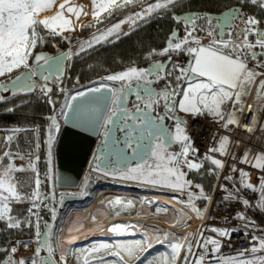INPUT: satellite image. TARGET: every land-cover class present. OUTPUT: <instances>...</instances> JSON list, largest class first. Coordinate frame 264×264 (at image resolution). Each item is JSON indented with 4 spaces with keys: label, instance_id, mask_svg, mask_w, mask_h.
Segmentation results:
<instances>
[{
    "label": "snow or ice",
    "instance_id": "snow-or-ice-1",
    "mask_svg": "<svg viewBox=\"0 0 264 264\" xmlns=\"http://www.w3.org/2000/svg\"><path fill=\"white\" fill-rule=\"evenodd\" d=\"M139 3L142 5L141 11L127 17L126 20L116 23L104 31H99V34H94L90 40L81 42L79 46V55L91 49L96 44L109 41V37L115 36L119 39L120 29L122 24L128 23L134 25L137 20H144L153 13L161 11L168 12L175 8L176 5L182 3V0H156V2L144 5L143 0H92V15L97 19L98 23H102L100 16L102 13L111 12L115 7H126L128 5ZM239 7L225 13L223 17L218 18L219 24L213 25V16L211 14H188L184 17L174 16L173 18L178 23H183L185 36L180 39L177 32H173L167 42V46L160 51L153 50V54L160 56H168L169 62L156 63L149 70L138 68H130L127 71L118 74L109 75L106 77L109 81L120 82L119 90H112L111 98L112 110L107 114L106 119L102 123L104 128V143L107 144L108 137L116 126L118 114H123L124 118L132 122V126H121L120 131L126 133L124 140L125 149L131 150L133 158L139 157L140 162L135 167L125 166L122 169H115L111 172L105 171V175L119 176L120 180L135 181L141 185L158 186L183 192L185 189L193 186L190 180L186 179L187 173L184 171L186 167L189 171H197L203 167L202 163L189 160L190 154L195 155L197 149L192 146V139L187 133V121L183 120L178 112L185 115L197 117L210 115L214 118L224 119L225 113L222 111V105L232 101L233 106L242 104V97L249 94L253 84L256 83L258 77L264 76V29L259 25L261 20L254 15H249L243 12V5L250 4L264 10V0H238ZM57 4V0H0V77L10 75L18 69H25L28 72L26 76H16L11 84L13 86V95L16 91L31 92L35 87L32 77L37 75L39 68L50 69L53 64L57 65L59 71L64 59H71L73 52L62 53L60 57H49L43 54L33 55L38 44L45 42L46 37L41 34L39 29H44L47 34L56 37L60 36L63 39L64 32H74L77 30L76 22L81 16H87L89 13L84 10L82 5L76 4L73 0H65L64 3H59V10L54 16L49 19H41L40 17L52 11ZM198 20L206 22L207 27L197 24ZM238 22V23H237ZM227 25L230 31L225 32L222 25ZM242 24L243 27H239ZM220 27L217 32L216 28ZM197 32H204L208 38V43H202L201 37ZM130 33H124L128 35ZM225 35L228 37L225 39ZM255 36V42H252L249 37ZM235 37V38H233ZM256 49H259L257 51ZM170 53L177 55L184 53L190 57L186 66H181L179 63L171 62ZM30 61H34L36 68H33ZM253 62V67H249V62ZM260 69V71H257ZM176 75L173 77V73ZM51 75V72H49ZM49 75L42 76L45 83L40 86V91L47 96L52 92V88L48 87ZM168 77H173L169 80ZM57 80L60 79L57 75ZM159 80H165V88L160 91L155 90L152 85ZM173 80L175 86H173ZM135 83L136 88L133 89ZM5 85L0 84V91H7ZM134 91L136 99L141 101L135 106V112L130 113L127 108L123 107L125 103V91ZM63 91V89H61ZM104 91L102 88L90 89L92 93H100ZM89 95L87 92H80L76 96H72V101L83 100ZM259 97H264V79L259 81ZM179 97V99H176ZM5 97L0 95V102L4 101ZM55 111V103L49 97ZM163 102L165 109L164 116L153 117L152 112L155 111L157 105ZM99 98L96 101L99 106ZM67 112L74 111L72 104H65L59 115L67 121L69 117L64 115V110ZM242 110V109H241ZM9 112H14V109L9 108ZM50 125L47 128V149L48 162L51 163L52 148L56 140V134L61 130V125L56 115L50 116ZM170 119L173 121L174 131L165 126L164 121ZM234 115L229 114V118L225 127L232 124H237ZM36 131L38 129L12 128L8 131L12 134L6 137V142L11 144L15 139V134L22 131ZM173 142L181 145L179 153L170 152L168 149ZM229 144L228 137H224L218 149H209L210 152H219L221 155H227V145ZM39 148V144L36 145ZM29 156V163L26 167L17 166L14 162L13 153L5 151L0 156V221L6 222L9 229H19L22 223H27L32 226L27 220L22 221L15 215H12L11 204L30 202L28 213L37 216L36 235L39 238L40 225L38 212H33V209H38L40 203H43L44 197L40 193L41 180L36 167V162L39 161V156L36 155L34 161L31 159L32 153ZM4 158L9 160L5 165ZM16 158L24 160L25 156L16 154ZM205 159L210 160L211 164L217 169H223L224 163L220 159H215L212 156L205 155ZM254 163L248 160V154L242 160L243 163H251V166L264 173V153H261L253 158ZM233 171L236 169L233 167ZM32 171L36 173L35 189L31 195L22 194L18 189L21 182L15 176L17 172ZM228 179H232L228 177ZM240 180L242 187L252 192L259 193V199L255 205H252L247 199L242 201L243 205L248 208H255L264 212V176L259 177L258 186L250 183V173L240 172ZM199 189V197L205 201H210V197L205 195L204 189L200 185H195ZM227 191V189H225ZM194 197L192 194L188 197V207L190 211L195 213L197 218L203 219L205 210H201L193 203ZM226 201H239L233 192H228L224 198ZM115 205H121L120 200L114 202ZM125 208H131L133 205H123ZM52 217L55 219V209H51ZM119 215V212L115 213ZM191 219V217H188ZM239 219L245 221V226L248 224L255 225L254 221L248 220L243 214H239ZM47 226V225H46ZM51 230L49 229V232ZM109 231L116 234L124 233V226L115 225ZM211 232L216 233L219 237L231 239V232L236 229H221L212 227ZM167 239V236H165ZM185 239H188L187 237ZM253 240H258V244H253L250 249L245 252L251 253V258L240 259L244 257V252L238 257H217L223 261V264H264V255L257 253L264 252V238L253 237ZM162 242V241H158ZM209 245L212 246L213 253H219L222 247V242L212 237H203L200 233V238L193 245L191 241L184 244L176 241L170 244L171 253L165 254L163 260L158 264H205L208 254ZM27 247V245H25ZM48 256L40 258L41 248L36 249V257L25 259H15L16 247H12L9 251L11 255L2 264H53V247L47 244ZM112 246L102 244L99 248H93L92 252L101 250L108 251L110 255L118 257L121 264H124L123 257L119 251H110ZM121 251H126L129 256H132L135 251L145 250V245L141 241H135L131 244H121L116 246ZM151 243L147 244V248H151ZM195 248H202L203 252L197 254L193 251ZM87 251V250H82ZM181 252L184 256L181 260ZM98 264H105L102 257L97 258ZM139 259V257H137ZM84 264H89L87 257L84 259ZM148 264H153L149 261Z\"/></svg>",
    "mask_w": 264,
    "mask_h": 264
},
{
    "label": "built area",
    "instance_id": "built-area-1",
    "mask_svg": "<svg viewBox=\"0 0 264 264\" xmlns=\"http://www.w3.org/2000/svg\"><path fill=\"white\" fill-rule=\"evenodd\" d=\"M213 25L216 24L213 23ZM216 31L218 32V28H216ZM200 37L202 43H208V38L206 35H202ZM224 38L227 39L228 37L225 36ZM249 39L252 42H255V36H250ZM169 55L170 57H177L180 54L177 55L176 53H170ZM249 67H253V62H249ZM130 68L133 67L126 69L128 70ZM257 71H260V69H257ZM120 72H117V74ZM105 79L106 77L103 78L104 81ZM261 79H264V76L258 77L256 83L252 85L249 94L242 97V104L233 106V102L230 101L224 107L223 112L225 113V116L222 126H217L213 123H206L203 121H193L189 126L188 134L192 139V146L198 151L195 155L190 154L188 159L202 164L204 162L211 164L210 160L205 159V155L207 154L215 159H220L224 163L223 169H217L211 164L218 171V175L213 190L209 196L211 198L210 201L204 200V204H200L198 201V199H200L199 189L195 187V185H197L195 183H192V187L185 189L178 196H176L182 202L180 205L188 211H190V208L188 207V197L190 194L196 197L193 200V203L197 208L201 210L206 209L203 219L197 218L196 220L189 219L187 216L188 214L182 212L183 215H185V219L180 225L183 230L182 232L190 230V235L186 241V244L191 241V243L195 245L197 240L200 238V233H203V237H212L222 242V247L219 253H213L212 246L209 245L205 264H223V261L218 260L217 257H238L242 252H244V257H239L240 259L251 258V253L245 252V250L250 249L253 244H258V240H253V237L264 238V212L256 210L254 207L248 208L242 203L244 199H247L252 205H255L259 199V193H254L251 190L244 189L240 180L241 171L249 172V182L255 186H258L259 177L264 176V173L253 168L251 163L242 162L245 153L248 154V160L253 163V158L255 156L264 153V97H259L257 95L259 90V81ZM89 80L84 81L83 83L89 84L91 82H98L101 80V78L94 79V81ZM101 86L107 85L102 84ZM79 87L80 86H76L75 83H71L67 77L61 80L58 88L55 90L57 93L56 99L54 100L55 111L52 109V114L50 116H60L59 113L61 109L65 104L70 103L72 96H76L80 92H85L88 89L94 88L93 86H89L85 87L84 89H79ZM61 89H63V91H61ZM65 112L66 109L64 110V114ZM229 114L234 115L238 123L225 127L227 119L229 118ZM47 118L41 123L46 128H48L50 125V120ZM57 135L58 134H56V136ZM224 137H228L229 139V144L227 145V155H219L217 152H210L209 149H218L220 147V143ZM40 139L41 137L35 141V144L30 152H14L13 158L17 166L26 167L29 163V156L27 154H33L31 157L33 161L35 156L38 155L39 161L36 162V167L39 172V178L41 179ZM46 140L47 138H44L47 146ZM37 144H39L38 149L36 148ZM16 154L25 156V159L20 160L16 158ZM233 167L236 169V171L232 170ZM90 169L88 171H90ZM184 170L186 173L189 172L186 167ZM86 171L87 168L85 172ZM25 172L33 174L36 178V173L32 171ZM18 173L24 172H17L15 174ZM228 177H231L232 179H228ZM225 189H227V191H225ZM228 192H233L237 197H239L240 202H237L236 200L226 201L224 198ZM151 209L157 210V212L153 211L156 217H164V215L168 212V210H166L161 204H156ZM174 209L177 210L176 207H174ZM240 213H243L248 218V220L254 221L255 225L253 226L252 224H248L246 227V222L239 219ZM212 227L221 229H236V231L231 232V239H228L225 237H219L216 233L211 232L210 229ZM36 244L37 242L35 238H16L11 242L10 249L12 247L17 248V252L14 256L15 259L28 260L30 258H37L35 253ZM25 245H27V247H25ZM160 249L162 248H148L146 249L148 250L147 252H139L137 255L139 259L134 264H142L144 257ZM193 251L197 254H200L203 252V249L194 247ZM9 255H11V253ZM257 255H259V253H257ZM183 256L184 252H181V260Z\"/></svg>",
    "mask_w": 264,
    "mask_h": 264
},
{
    "label": "trees",
    "instance_id": "trees-1",
    "mask_svg": "<svg viewBox=\"0 0 264 264\" xmlns=\"http://www.w3.org/2000/svg\"><path fill=\"white\" fill-rule=\"evenodd\" d=\"M154 1L156 0H149V2ZM239 6L238 0H182V3L176 5L171 11L155 13L151 17L138 22L129 30L120 33L119 39L109 37V41L114 42H103L85 52L79 53V55H76V53L79 52L78 45H76L72 51L73 60L68 68L66 77L71 83L84 82L94 77H102L117 73L129 67H137L138 69L146 68L159 58H163V56L153 54V50L158 52L166 47L167 40L173 32L174 27H176L177 30H180V39L186 34L183 27L176 26L175 21L172 19V15H184L193 12L202 13L203 15H219L233 7ZM243 12L249 15H254L257 19L261 20L262 23L259 27L264 29V10H261L257 6L245 4L243 5ZM121 14L123 13H120V16ZM120 16L118 15L111 21L114 19L119 20ZM197 24L207 27L206 22L203 20H198ZM239 27H243V25L240 24ZM124 33L130 34L124 35ZM199 33L200 32H197L196 34L199 35ZM58 41H60V49L63 52H67V45L65 42L62 39H58ZM256 50L259 51V49ZM176 59L185 64L189 61L190 57L183 53L177 56ZM261 59L264 60V58ZM51 112L52 107L45 103L38 105L37 107H32L24 114L14 113L8 116L2 114L0 115V127L33 128L44 122ZM17 139V143L12 147H8L7 150L11 149L19 152L26 151L31 146V143L34 142V136L31 130L28 131V133L19 134ZM40 143V193L45 200L48 194L52 192L53 188V185L50 182L52 163L49 164L48 162V150L43 137H41ZM56 146L57 145L55 144L54 148ZM3 163L7 165L8 159L4 158ZM217 175L218 171L216 168L208 162H204L203 167L199 172L194 170L189 171L186 175V179L190 180L192 183L200 185L204 189L205 195L210 196ZM15 176L21 182V185L19 186L21 192L23 194L31 195L35 187V179L33 176L27 174H18ZM43 192H45V194H43ZM198 201L201 205L204 204L202 199H198ZM30 206V204L25 205V207L15 205L12 207V215H15L23 221H29L30 213H28L27 209ZM40 206L41 224L43 225L44 222H51L53 217L50 205L40 203ZM36 221V219H34V221H29L32 225L29 227L27 223H22L21 228L19 229H9L6 226V222L0 221V264L9 257L10 244L14 239L32 238L37 236L35 227ZM38 246H40L39 242Z\"/></svg>",
    "mask_w": 264,
    "mask_h": 264
},
{
    "label": "bare ground",
    "instance_id": "bare-ground-1",
    "mask_svg": "<svg viewBox=\"0 0 264 264\" xmlns=\"http://www.w3.org/2000/svg\"><path fill=\"white\" fill-rule=\"evenodd\" d=\"M65 0H57V4L53 7L52 11L44 13L40 18L41 19H49L56 14L59 10V3H64ZM74 3L82 5L84 10L89 14L87 16H81L80 20L76 22V25L80 22L89 21L92 19L93 15L91 14L93 11L92 0H73ZM105 13H102L103 16ZM100 16V17H101ZM77 32V31H76ZM95 192V191H94ZM125 193V194H124ZM92 194V193H91ZM110 195V196H109ZM124 195V196H118ZM92 199L84 205L68 206L65 211L62 213L57 229H55V246H56V254L60 257L64 256V252L66 247H71L72 249H76V246L84 245L87 243H93L92 249L95 248L94 243L97 241H92L93 239L103 240L111 238V236L121 237L120 234L113 233L109 231L115 225L124 226V233L138 232V234H133L135 236L131 239L133 242L141 241L144 243L145 252H147V244L151 243L153 248H162L158 251H155L153 254L150 253L146 257V262L142 261L143 264H148L149 261H153V264H158V262L163 260L165 254L171 253L170 244L176 241H180L186 244L187 239L190 235V230H186L182 232V227L180 226L183 222L180 220V215L183 217V213L188 214L187 216L191 217V219L196 220L197 217L195 213L186 210L184 207L180 205L174 198L171 196H164L161 194L154 193H137V192H121V190L113 189V188H99L98 192L93 193ZM133 196V197H128ZM116 200H120L121 203H128L135 206H138L139 209L145 210V206L147 204L146 213L144 211H140L138 213L134 212H125L120 208L119 205H115L114 202ZM163 202V203H161ZM86 203V202H85ZM161 203L164 204L165 209L168 212L164 215V217H155V214H150L149 210L153 207L154 204ZM72 204V203H71ZM173 207H176L175 210ZM137 208V209H138ZM148 211V212H147ZM119 212V215L115 213ZM170 214V215H169ZM168 216V217H167ZM185 216V215H184ZM107 218V219H105ZM185 219V217H183ZM183 219V220H184ZM113 222V223H111ZM111 223V224H110ZM108 225V226H105ZM104 226V228H103ZM142 231V232H141ZM131 235V234H125ZM167 236V239H165ZM143 239V240H141ZM90 241V242H89ZM162 241V242H158ZM131 241L127 242H118V245L121 244H131ZM146 243V244H145ZM74 245V246H73ZM99 247V244H95ZM108 245H110L108 243ZM90 248V247H89ZM111 247L110 251H112ZM118 248V247H117ZM86 253L89 252L86 249ZM75 251V250H74ZM114 251V250H113ZM120 256L123 257L125 264H134L138 261L136 260L137 253L139 251H135L132 256H129L126 251H121L119 248ZM99 253V252H98ZM93 254L88 256L89 262L91 264H98L99 257H109L104 260L107 264H121L119 259L112 260L109 252L106 254ZM152 254V255H151ZM106 255V256H105ZM150 255V256H149ZM181 255V254H180ZM86 256L83 255L82 252L78 250L72 254L71 264H83V259ZM102 257V258H103ZM128 260V261H125Z\"/></svg>",
    "mask_w": 264,
    "mask_h": 264
},
{
    "label": "water",
    "instance_id": "water-1",
    "mask_svg": "<svg viewBox=\"0 0 264 264\" xmlns=\"http://www.w3.org/2000/svg\"><path fill=\"white\" fill-rule=\"evenodd\" d=\"M234 8L236 7H233L219 15H212L213 22H215V24L218 25L219 24L218 18L223 17L225 13L231 11ZM188 14L203 15L202 13H197V12L186 13L184 15H172V19L175 21L176 26L182 24V27L184 28L183 23H178L173 17L174 16L184 17ZM222 27L224 28L225 32H227L228 30H231L227 28L226 24L222 25ZM217 28L219 32L220 27L218 26ZM173 32H177L178 36L180 37V30H177L176 27H174ZM172 33L170 34L169 38L172 36ZM166 46H167V43H166ZM60 56L61 55L57 57H60ZM72 59H73V56L70 59V61H72ZM168 62H169V59H167L164 63L167 64ZM68 63H69V59H64L62 66H60L59 68V71L57 69V65L53 64L50 69L39 68L38 69L39 71L37 72V74L41 77L44 73H47L49 75V72H51L53 76L57 77V75H59L60 77L59 80H63L66 75V70H67L66 66L68 65ZM156 63H161V62H155L147 70L151 69ZM152 87L154 88V84L152 85ZM8 88L10 90L15 91L13 89L12 84H9ZM99 88L104 89V91L100 93H92L90 92V89H88L85 92L89 93V95L83 100H77V101L71 100L69 104H72L74 111L67 112L66 110L64 115H67L69 119L67 121L62 119L63 128L61 129V132L58 137L57 146L55 150V159H54L55 186L59 190H76L80 187L83 177H84L85 170L89 164V161H90V158L93 152H95L94 166L101 171H105V168L103 165L114 166L113 170H115V169H122L125 166L131 167L132 165H136L137 163L140 162L139 157H136V158L132 157L130 149H125L124 140H125L126 134H121L122 131H120V127L123 126L125 122H127V126H132V122L130 120L125 119L123 114H118L117 119H116V126L113 127V131L108 137L107 144L104 143V139H105L104 138L102 143L96 146L97 139L99 138L100 132L102 129V123L106 119V116L112 105L111 98H112L113 93L112 91H109V89L114 90V88L110 86H101ZM135 88H136V85L133 86V89ZM98 98L100 100V103H99V106L97 107L96 101ZM124 100H125V103L123 104L124 108H127L128 104L138 101L136 99L134 91H128V90L125 91ZM152 116L154 118L156 117L154 115V112H152ZM118 134H121V135H120V140L117 142L118 147L115 150L114 147L116 145V139H118ZM176 144L177 143L173 142L171 146H174ZM101 159H102V163L100 164L99 162ZM113 170H110L108 172H111ZM118 196H124V195H118ZM128 197H133V196H128ZM48 198H50V195L46 197V199ZM53 199H57V198L54 197ZM88 199L91 200L92 196H89ZM75 202H76V199L65 198L63 199L62 204H63V207L66 209L68 206H71V203H75ZM105 226H108V225H105ZM55 233L56 232L53 229L49 236H47V234L44 233L42 237L40 238V248L42 249L41 251L45 253L44 257L48 256L46 252L47 244H51V246L53 247L54 253L57 256L56 246H55V241H54ZM134 237L135 236H132V235H126V236L121 235V237L112 235L111 238H108V239H103V240L93 239L92 241H97L100 243L107 242L112 247L115 246V248H112V251L113 250L117 251L118 248L116 246H118V242H127L130 239H133ZM89 244L90 243L79 245V246H76V248L80 252L81 249L86 248ZM108 258L109 257L105 258V260ZM111 259L115 261L117 260L116 258H111ZM53 264H56L54 260H53Z\"/></svg>",
    "mask_w": 264,
    "mask_h": 264
},
{
    "label": "rangeland",
    "instance_id": "rangeland-1",
    "mask_svg": "<svg viewBox=\"0 0 264 264\" xmlns=\"http://www.w3.org/2000/svg\"><path fill=\"white\" fill-rule=\"evenodd\" d=\"M149 0H143V4L144 5H147V4H151V3H154V2H156V1H154V2H149ZM141 8H142V5L141 4H139V3H136V4H132V5H128V6H126V7H115V8H113L112 10H111V12L109 13V12H107L106 14H104L103 16H101L100 17V20H102L103 22L102 23H98L97 22V19H95L94 17H92V19H90L89 21H85V22H80V23H78L76 26H77V32L76 31H74V32H64V37H67V39H63V38H61L60 36H56V37H52V36H50V35H48L47 34V31L46 30H44V29H39L40 30V32H41V34L42 35H44L45 37H46V40H45V42L44 43H42V44H38V46H37V48L36 49H42V48H60V41H58V39H62L64 42H65V44L67 45V52H69V51H73L74 50V47L76 46V45H78V48H79V46H80V44H81V42H83V41H87V40H90L92 37H93V35L94 34H99V31H104V30H106L107 28H110V27H112L113 25H115L116 23H118V22H121V21H123V20H126L127 19V17H129V16H131V15H133L134 13H136V12H138V11H141ZM120 13H123V14H121V16H120ZM155 13H153L152 15H154ZM120 16L119 18V20H117V19H114L113 21H115V20H117L116 22H114V23H112L113 21H111L113 18H116L117 16ZM151 15V16H152ZM151 16H148V17H146V19L147 18H149V17H151ZM122 17V18H121ZM145 20V19H144ZM140 21H143V20H137L136 21V23L135 24H137L138 22H140ZM112 23V24H111ZM110 24V25H109ZM135 24L134 25H130V24H128V23H124V24H122V26H121V29H120V33H122V32H124V31H127V30H129L131 27H133V26H135ZM99 30V31H98ZM202 35H205L204 33H202V32H200L199 33V36H202ZM113 37H115V36H113ZM103 43V42H102ZM101 44V43H100ZM96 45H98V44H96ZM95 45V46H96ZM59 46V47H58ZM18 70H20V69H18ZM18 70H16V71H18ZM125 70H127V69H125ZM16 71H14V72H16ZM123 71V70H122ZM13 72V73H14ZM113 74H117V73H113ZM113 74H110V75H113ZM6 76H8V75H6ZM107 76H109V75H107ZM107 76H102V77H96V78H92V79H90L89 81H94V79H99V78H101V80L100 81H98V82H91V83H89V84H85V83H83V82H75V84H76V86H80L79 87V89H84L85 87H89V86H93L94 88H97V87H100L101 85H102V82H105L104 80H103V78H105V77H107ZM4 77H0V80L1 79H3ZM106 84H110L111 86H113V87H115L114 86V83L116 84V82H113V81H109V83L108 82H105ZM116 88V87H115ZM230 102V101H229ZM229 102H226L225 104H223L222 105V111L224 110V107L229 103ZM51 114H52V112H51ZM50 114V115H51ZM49 115V116H50ZM57 118H58V121H59V123H60V125H61V129L63 128V123H62V119H63V116H57ZM187 118H188V123H187V125H186V128H187V133H188V130H189V126H190V123L191 122H193V121H203V122H206V123H213V124H215V125H217V126H222L223 125V123H224V119L223 120H220L219 118H214V117H212V116H210V115H203V116H197V117H192V116H188L187 115ZM42 125V124H41ZM40 124L39 125H36L35 127H33V128H26V129H38V132H36V131H32V133H33V136H34V142L33 143H31V146L28 148V150H26V151H20V152H30L31 150H32V148H33V146H34V144H35V141L39 138V137H43V138H47V128L46 127H44L43 125L41 126ZM30 131V130H29ZM60 132H61V130H60ZM60 132L58 133V135L56 136V140H55V143L53 144V148H52V158H51V163H52V165H51V184L53 185V188H52V192L54 193V194H56V195H61V194H66V195H69V194H73V193H75V191H79V190H81V188H83L84 189V187H85V185H87L89 182H93V184H95V185H97V187L95 186V187H93L91 190H90V192L89 193H86V194H83V196L82 197H84L83 198V201H80V202H75V204L77 203H79L78 205H84V204H87L90 200L88 199V197L89 196H91L93 193H95V192H98V190H99V188H100V190L101 189H104V188H113V189H118V190H121V192H127V190H124V189H122L121 187L122 186H127V187H133V190H128L129 192H137V193H144V192H146V193H154V194H161V195H164V196H168V197H174V199L178 202V203H181L182 204V202L178 199V197H176V196H178L181 192L180 191H176V190H171V189H167V188H161V187H158V186H151V185H141V184H138L137 182H135V181H125V180H120L119 179V176H115V177H112V176H108V175H103L102 173H99V172H97V171H95L94 170V167H92L91 166V169H90V165L89 166H87V171L85 172V174H84V177H83V180H82V183H81V185H80V187L78 188V189H76V190H59V189H57L56 188V186H55V162H54V159H55V148H54V145L56 144L57 145V141H58V137H59V134H60ZM23 133H28V131H22V132H19L18 134H23ZM8 147H10V145L9 144H6V147H5V151H10L9 149L7 150V148ZM54 149V150H53ZM48 150V149H47ZM170 152H173V153H179L180 151H177L176 149H173L172 147L171 148H169L168 149ZM15 152H17V151H15ZM219 155H221L219 152H217ZM90 169V171H88ZM185 171V170H184ZM18 174H27V175H32L33 176V178L35 179V177H34V175L33 174H31V173H26V172H24V173H18ZM18 174H15V175H18ZM41 180V179H40ZM103 181H107V182H109V184H106V185H102L101 183L103 182ZM41 187V186H40ZM34 189H35V187H34ZM82 189V190H83ZM20 192H21V188H19L18 189ZM95 191V192H94ZM22 193V192H21ZM92 193V194H91ZM23 194V193H22ZM87 196V197H86ZM172 197V198H173ZM200 199H202L203 201H204V199L203 198H200ZM202 201V202H203ZM86 202V203H85ZM84 203V204H83ZM30 204V202H24V203H12L11 204V207H13V206H15V205H20V207L21 206H23V207H25V205H29ZM75 204L74 203H72L71 205L72 206H75ZM76 204V205H77ZM128 203H121V205H119L120 206V208L121 209H123L125 212H134V213H138V212H140V211H142L143 209H142V207H141V209H139L138 208V206H135V205H133V207H131V208H125V207H123V205H127ZM158 204H161V203H158ZM46 205H50V207H51V209H55V212H56V215H55V219H53L52 218V220H51V224L49 225V228L50 227H52V229H57V225H58V223H59V221H60V218H61V216H63V211H64V207L62 208V206L60 205V204H51V203H49V204H46ZM132 205V204H131ZM148 205L149 204H147L146 206H145V210H143L144 211V213L145 214H147L146 213V208L148 207ZM156 204H154L153 206H155ZM162 205V204H161ZM163 206H165L164 204H163ZM40 208H41V206L39 205V208L38 209H33V212H38V216H39V225H40V227L42 226H48V224H41V222H40ZM138 208V209H137ZM157 212V210H155V209H150L149 210V213L150 214H152L153 215V213L152 212ZM148 212V211H147ZM170 215V214H169ZM177 216H179L180 217V220H182L183 221V217H185L184 215H183V217H181L180 215H177ZM156 217V216H155ZM168 217V216H167ZM34 219H36L37 220V216H35V215H31L30 214V219H29V221H34ZM23 221V220H22ZM37 222V221H36ZM56 231V230H55ZM142 232V231H141ZM125 234H131V235H133V234H138V232H131V233H125ZM125 234H120V235H125ZM36 236V235H35ZM32 238H35L36 239V237H32ZM26 239H28V238H26ZM131 240V239H130ZM129 240V241H130ZM141 240H143V239H141ZM37 241V240H36ZM131 242H133L132 240H131ZM95 244H99V246H100V242H97V243H94V245ZM146 244V243H145ZM74 246V245H73ZM146 246V245H145ZM160 246V245H159ZM158 246V247H159ZM72 247V246H71ZM71 247H66V249H65V252H64V256H62V257H60L59 255L58 256H56L55 255V257H54V255H53V260L55 261V263L56 264H71V257H72V254L75 252V251H77L78 249L76 248V249H72ZM37 248H40V246H38V243L36 244V247H35V253H36V249ZM84 249V248H83ZM83 249H81V251L80 252H82L83 253V255L84 256H86L87 258H88V256L89 255H87V253H86V251H82ZM75 250V251H74ZM139 252H141V251H139ZM138 252V253H139ZM159 253L160 252H163V251H158ZM138 253H137V255H138ZM154 253V252H153ZM152 253V254H153ZM43 254V252L42 251H40V254H39V257H41V255ZM95 254V253H94ZM97 254V253H96ZM151 254V255H152ZM91 255H93V254H91ZM259 255H264V252H260L259 253ZM150 256V255H149ZM101 257H103V256H101ZM138 257V256H137ZM137 257H136V260H137ZM143 257V256H142ZM148 257V256H147ZM147 257H145L144 259H143V261H144V263L146 262L145 260L147 259ZM85 259V258H84ZM84 259H83V264H84ZM89 259V258H88ZM125 261H128V260H125ZM121 263V262H120ZM89 264H91V262H89ZM105 264H107V263H105ZM131 264V263H130ZM143 264V263H142Z\"/></svg>",
    "mask_w": 264,
    "mask_h": 264
},
{
    "label": "flooded vegetation",
    "instance_id": "flooded-vegetation-1",
    "mask_svg": "<svg viewBox=\"0 0 264 264\" xmlns=\"http://www.w3.org/2000/svg\"><path fill=\"white\" fill-rule=\"evenodd\" d=\"M215 23V22H214ZM238 23V22H237ZM178 26H181L182 27V24L181 25H178ZM62 53H67V52H63L60 48H55V49H49V48H42V49H36L35 52L33 53V55H36V54H43L45 56H49V57H57L59 55H61ZM175 58V59H174ZM167 59H169L168 56H163V58H159L157 61H154L153 63H151L150 65H148V67L146 68H142L143 70H147L148 68H150L155 62H165ZM73 60V59H72ZM72 61L69 60V63L68 65L66 66V75L65 77L67 76V73H68V68L70 66ZM171 62L173 63H179L181 66H186L187 63L183 64V62H180L178 59H176V57H171ZM30 64L32 65L33 68H36V65L34 63V61H30ZM39 71V70H38ZM37 71V72H38ZM28 75V72L27 70L21 68L20 70L14 72V73H11L10 75L8 76H5L3 79L0 80V84L2 85H5L9 86V84H11V81L16 77V76H26ZM44 75H48L47 73H44L42 76ZM176 75V73L174 72L173 73V77ZM42 76L40 77L38 74L34 77H32V81H30L29 83H35L36 87L31 91V92H20V91H16V94L13 95V90H10L8 88L7 91H0V95L4 96L5 99L4 101L0 102V115L4 114V115H12L14 113L16 114H24L26 113L27 110L31 109L32 107H37L38 105H42V104H45L47 103L48 105H50L52 107V104H50L48 101H49V97L51 98L52 101H54L56 99V95L57 93L55 92V90L58 88V85L60 84L61 80H57V78L55 76H53V74L49 75V80L47 82L48 84V87L52 88V92L49 93L47 96H45L41 91H40V86H42L45 81L43 80ZM173 77H168L169 80H172ZM105 82H108L109 83V80H106L105 79ZM105 82H102V84L104 85H109L110 87L114 88V90H119L120 87H121V84L120 82H116V84L114 83V86L116 87H113L111 86L110 84H106ZM114 82V81H113ZM165 84H166V81L165 80H159L158 82L154 83V89L157 90V91H160L161 89H164L165 88ZM133 86H135V83L133 84ZM173 86H175V81L173 80ZM176 99H179V97H176ZM137 104H140L141 107H143V104L141 101H137V102H134V103H130L128 104L127 106V109L129 112H135V106ZM9 108H12L14 109V112H9L8 109ZM53 109V107H52ZM111 110H112V105L110 107V110L108 112L111 113ZM154 115L156 117L158 116H164L165 115V109L163 107V102H161L159 105L156 106L155 108V111H154ZM177 115H179L183 120H186L187 123H188V118H187V115H185L184 113H180L178 112ZM165 123V126L166 127H169L172 131H174V126H173V121L170 120V119H167L164 121ZM123 126H127V122H125V124ZM14 127H0V156L3 155V153L5 152V147H6V144H8L6 142V137L12 133H10L8 130L9 129H12ZM121 134H126L124 131H122ZM121 134H118V139H116V145L114 147V149L116 150L118 145H117V142L120 140V135ZM19 136L18 133L15 134V139L14 141L9 144L10 147L14 146L18 139L17 137ZM104 139V128L102 127L101 129V132H100V136L99 138L97 139V144L96 146L100 145L102 143ZM176 143V142H175ZM173 149H176L177 151H180V144L177 143L176 145L174 146H171ZM169 147V148H171ZM12 153H14L15 151L14 150H10ZM19 152V151H17ZM94 155H95V152H93L91 158H90V161H89V164L88 166H92L94 167V170L99 172V173H102L103 175H105V171H110V170H113L114 169V166H110V165H103L104 168H105V171H101L99 170L98 168H96L94 166ZM118 158V156H117ZM100 164L102 163V159L100 160L99 162ZM136 165H132L131 167H135ZM106 176V175H105ZM108 176H112V175H108ZM114 177V176H112ZM102 185H106V184H109V182L107 181H103L101 183ZM97 187V185L93 184V182H89L87 185H85L84 189L81 188V190L79 191H75V193L73 194H69V195H66V194H61V195H56L54 194L53 192L49 193L48 196L50 195V198L46 199V200H43V204H60L63 208V204H62V201L63 199L65 198H73V199H76V202H80V201H83V194H86V193H89L90 190L93 188V187ZM122 189L124 190H133V187H127V186H122L121 187ZM83 189V190H82ZM43 194H45V192H43ZM54 197H56L57 199H53ZM87 197V196H86ZM51 224V222H44V224H48V226H41L40 227V236L39 238L36 236V242L40 244V238L42 237V235L44 233L47 234V236L50 235L51 231L53 230L52 227L49 228V225ZM29 227V226H28ZM49 229L51 230L49 232ZM118 236V235H117ZM102 244H108L107 242H103V243H100V245ZM93 246V243H90L86 248H84L83 250H86V249H90L89 252H87V255H90V254H94V253H98V252H92V247ZM95 248H99L98 246L94 245ZM111 246V245H110ZM90 247V248H89ZM47 252V251H46ZM107 252L108 251H99V253L101 254H106L107 255ZM98 253V254H99ZM48 254V252H47ZM53 255L55 257V253L53 252ZM105 255V256H106ZM45 256V253L43 252V254L41 255L40 258L44 257ZM106 257H103V260H105ZM111 258H118V257H115V256H112L111 255ZM145 258V257H144ZM143 258V259H144ZM119 259V258H118ZM120 261V259H119ZM143 261V260H142ZM125 264V263H124Z\"/></svg>",
    "mask_w": 264,
    "mask_h": 264
},
{
    "label": "crops",
    "instance_id": "crops-1",
    "mask_svg": "<svg viewBox=\"0 0 264 264\" xmlns=\"http://www.w3.org/2000/svg\"><path fill=\"white\" fill-rule=\"evenodd\" d=\"M118 259V258H117Z\"/></svg>",
    "mask_w": 264,
    "mask_h": 264
}]
</instances>
